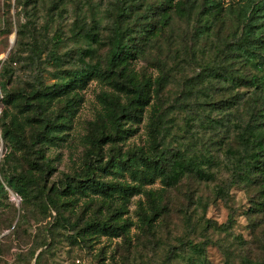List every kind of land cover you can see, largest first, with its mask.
Returning a JSON list of instances; mask_svg holds the SVG:
<instances>
[{
    "label": "rangeland",
    "instance_id": "374dc122",
    "mask_svg": "<svg viewBox=\"0 0 264 264\" xmlns=\"http://www.w3.org/2000/svg\"><path fill=\"white\" fill-rule=\"evenodd\" d=\"M218 1L214 7L210 0H0V82L16 103L22 93L53 84L66 71L85 64L106 68L109 37L120 28L135 39L131 67L138 82L148 80L151 99L141 120L126 125L132 128L126 137L105 150L148 149L158 126V151L166 147L172 156L181 150L207 172L204 178L187 173L168 186L161 178L141 184L155 191L162 211L149 229L139 214L140 205L148 209V198L132 195L118 219L126 227L119 236L94 232L77 238L59 223L57 210L36 196L33 184L32 197L23 201L4 182L3 164L5 173L39 177L37 164L48 159V187L83 169L91 124L119 94L92 76L74 91L76 108L45 144L42 159L6 142L0 121V264H264V176L250 169L252 162L237 165L235 159L245 125L264 129V27L251 58L240 49L245 21L237 10L264 8V0ZM83 29L95 40L82 35ZM1 96L0 116L6 107L10 116L23 117L20 105L5 106ZM64 103L53 104L51 112ZM153 119L156 126H150ZM103 175L138 183L127 172ZM59 203L75 223L99 217L106 208L95 194L63 195Z\"/></svg>",
    "mask_w": 264,
    "mask_h": 264
},
{
    "label": "trees",
    "instance_id": "16d2710c",
    "mask_svg": "<svg viewBox=\"0 0 264 264\" xmlns=\"http://www.w3.org/2000/svg\"><path fill=\"white\" fill-rule=\"evenodd\" d=\"M210 1L214 7L220 5L218 0ZM251 9L253 10L249 12L248 7L239 6L237 11L245 21L239 38L240 49L252 58L255 56V48L259 46L261 36L259 30L264 27V21H261L264 17V8ZM81 34L87 39L95 40L96 38V35L89 33L88 30L83 29ZM56 37L59 39V34H56ZM134 40L120 28H115L108 41L106 68L101 69L96 65L85 64L81 69L66 71L53 84L46 86L37 84L31 93H22L19 95L18 103L15 102V96L9 92L5 84L0 82L2 104L20 105L19 111L23 116H10L7 108L4 107L0 116L2 138L15 145L16 150L25 148L36 152L40 159L43 158L45 144L53 142L57 133L67 125L69 114L76 108L78 94L74 91L77 88L86 85L87 81L95 76L104 79L118 90V95H112L106 114L91 124L87 135L90 147L85 152L83 169L73 175L65 174L60 185L47 186L46 177L52 170L48 159L40 161L43 162L42 164H37L40 169L39 177L17 171L8 174L5 173V164L1 166L4 182L23 201L32 197V190L28 185H35L38 188L36 196L40 195L45 200L44 204L47 208L53 206L60 217L59 223L73 229L75 236L81 240L94 232L109 236L122 235L126 227L124 223L120 224L118 219L122 217L131 196L141 192L147 196L149 207L146 209L140 205V218L143 225L151 229L153 218L159 216L162 211L163 202L155 195V191L142 189L141 184L151 183L156 178H161V181L168 186L173 179H180L187 173L200 178L207 176L200 161L187 156L183 151L179 150L169 156L166 147L160 151L157 150L159 132L155 130L158 126L155 130L153 129L154 133L149 140L148 149L136 147L124 153L119 150L114 153L116 148L113 151L105 150L106 144L115 145L117 140L126 137L125 135L132 129L126 125L141 120L143 111L150 105L151 94H148L145 89L149 85L148 80L144 79V84L138 82L137 75L131 67L132 59L138 53ZM3 75L4 71H1L0 76ZM121 94L126 97L125 102L120 100ZM104 97L108 96L104 94ZM33 99L36 101L33 102ZM61 101H65L61 110L56 113L51 112L50 107ZM29 106L33 107L34 114H30ZM155 120H152L150 126L157 125ZM240 140V148L235 154L237 165L250 161L253 163L250 164V169L264 176V163H262L264 161V129L246 124L241 131ZM104 172L112 175L127 172L138 183L123 182L115 177H112L116 179L113 181L107 179L103 175ZM2 187L4 190V186ZM93 194L99 195V200L106 204L105 212H101L99 217L93 216L82 223L80 220L75 223L64 215L65 205L59 203L63 195L90 197ZM92 257L97 259L95 256Z\"/></svg>",
    "mask_w": 264,
    "mask_h": 264
},
{
    "label": "built area",
    "instance_id": "2783aa9c",
    "mask_svg": "<svg viewBox=\"0 0 264 264\" xmlns=\"http://www.w3.org/2000/svg\"><path fill=\"white\" fill-rule=\"evenodd\" d=\"M77 261V264H81V261L80 260H76Z\"/></svg>",
    "mask_w": 264,
    "mask_h": 264
}]
</instances>
